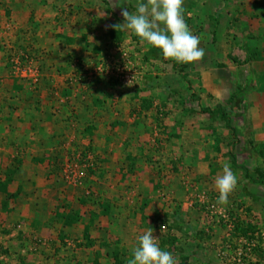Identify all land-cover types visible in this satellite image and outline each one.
<instances>
[{
    "label": "rangeland",
    "instance_id": "1",
    "mask_svg": "<svg viewBox=\"0 0 264 264\" xmlns=\"http://www.w3.org/2000/svg\"><path fill=\"white\" fill-rule=\"evenodd\" d=\"M137 3L0 0V264H128L149 227L178 264H264V0H184L193 63L108 27Z\"/></svg>",
    "mask_w": 264,
    "mask_h": 264
},
{
    "label": "clouds",
    "instance_id": "2",
    "mask_svg": "<svg viewBox=\"0 0 264 264\" xmlns=\"http://www.w3.org/2000/svg\"><path fill=\"white\" fill-rule=\"evenodd\" d=\"M184 0H138L135 12L121 8L123 23L108 27L116 30H131L142 42L159 48L165 59L178 63H193L203 59L205 51L200 39L192 33L184 18ZM218 204H227L229 194L237 186V177L229 165L223 174L215 178ZM164 226H161V231ZM133 258L128 264H178L171 252L162 250L153 229L137 237V246L132 249Z\"/></svg>",
    "mask_w": 264,
    "mask_h": 264
},
{
    "label": "crops",
    "instance_id": "3",
    "mask_svg": "<svg viewBox=\"0 0 264 264\" xmlns=\"http://www.w3.org/2000/svg\"><path fill=\"white\" fill-rule=\"evenodd\" d=\"M247 14V13H246ZM244 18V17H243ZM254 18L256 19H253V17H250V16H247L245 17L244 19H246L247 23H249L250 25H247V27H244L243 28V31L240 32L242 36V38H245L246 40L249 39V38H255L254 40H257V39H264V24H262L261 20L259 21L258 20V17L254 16ZM261 18V17H260ZM262 19V18H261ZM260 23H259V22ZM243 19H241L240 21H238V25L241 24L242 26V23H243ZM259 24H261V28L259 29ZM262 29V30H261ZM252 44V43H251ZM216 83H217V87H218V90L219 89H223L224 87H227L226 84H223L222 85V82L220 83V78L217 77L215 79ZM11 114V113H10ZM3 180V179H2ZM1 181V180H0Z\"/></svg>",
    "mask_w": 264,
    "mask_h": 264
},
{
    "label": "trees",
    "instance_id": "4",
    "mask_svg": "<svg viewBox=\"0 0 264 264\" xmlns=\"http://www.w3.org/2000/svg\"><path fill=\"white\" fill-rule=\"evenodd\" d=\"M246 89H243L242 91H236V93H233L231 98L232 100H235V98L239 97V99H241L240 97L243 96L246 93ZM39 102V101H38ZM37 102V103H38ZM226 115H224L225 117ZM13 183V181L11 179H3L0 181V189H4L5 191H8L9 186Z\"/></svg>",
    "mask_w": 264,
    "mask_h": 264
}]
</instances>
